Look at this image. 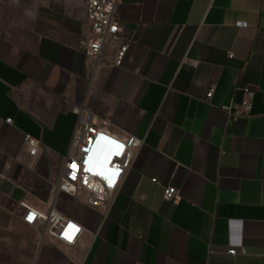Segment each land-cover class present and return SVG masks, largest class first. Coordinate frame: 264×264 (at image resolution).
I'll return each instance as SVG.
<instances>
[{"label":"crops","instance_id":"0c3cea01","mask_svg":"<svg viewBox=\"0 0 264 264\" xmlns=\"http://www.w3.org/2000/svg\"><path fill=\"white\" fill-rule=\"evenodd\" d=\"M115 20L95 64L81 3L0 0V264H264V0H120ZM246 100V118L223 110ZM74 106L144 141L108 212L56 190ZM21 203L83 233L50 238Z\"/></svg>","mask_w":264,"mask_h":264},{"label":"built area","instance_id":"2783aa9c","mask_svg":"<svg viewBox=\"0 0 264 264\" xmlns=\"http://www.w3.org/2000/svg\"><path fill=\"white\" fill-rule=\"evenodd\" d=\"M76 1L83 5L86 24L93 35L86 44V54L97 64L108 40L116 38L119 34L115 14L120 0ZM236 26L246 28L247 24L238 22ZM130 48V44L119 47L115 59L116 67H124ZM212 95V91L208 92L207 98H211ZM223 110L227 111L232 119L246 118L252 112V104L246 100L241 106L224 107ZM73 113L78 118V124L72 136L70 150L65 156L56 190L68 194H75L80 190L87 191L91 196V202L108 212L113 207L122 180L132 168L144 141L135 137L120 139L96 127L95 115L85 106H74ZM6 122L10 123L11 120ZM25 141L30 155L35 156L38 142L28 136ZM107 156L114 158V163L109 166L104 164ZM152 182L156 183L157 179H152ZM163 195L165 200L176 204L182 199L179 190L174 187H166ZM21 206L25 212L23 221L31 226L36 223L43 224L44 234L50 238L74 245L83 233L81 226L54 208L41 212L27 203H21ZM229 254L235 256L237 251L232 249Z\"/></svg>","mask_w":264,"mask_h":264},{"label":"clouds","instance_id":"9594fccd","mask_svg":"<svg viewBox=\"0 0 264 264\" xmlns=\"http://www.w3.org/2000/svg\"><path fill=\"white\" fill-rule=\"evenodd\" d=\"M112 163H114V158L111 157V156H107L105 159H104V164L105 166H109L111 165Z\"/></svg>","mask_w":264,"mask_h":264}]
</instances>
